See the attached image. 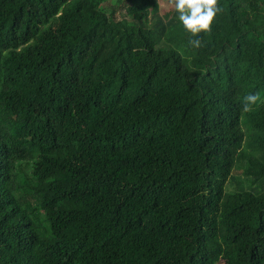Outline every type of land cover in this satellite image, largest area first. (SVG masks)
Segmentation results:
<instances>
[{
	"label": "trees",
	"instance_id": "trees-1",
	"mask_svg": "<svg viewBox=\"0 0 264 264\" xmlns=\"http://www.w3.org/2000/svg\"><path fill=\"white\" fill-rule=\"evenodd\" d=\"M217 6L0 0V264H264V0Z\"/></svg>",
	"mask_w": 264,
	"mask_h": 264
},
{
	"label": "clouds",
	"instance_id": "clouds-1",
	"mask_svg": "<svg viewBox=\"0 0 264 264\" xmlns=\"http://www.w3.org/2000/svg\"><path fill=\"white\" fill-rule=\"evenodd\" d=\"M174 6L178 13V20L183 27L192 34L209 30L214 17L220 11L217 0H174ZM194 47L200 46V39L197 37L190 41ZM257 97L248 94L244 97V110L247 111Z\"/></svg>",
	"mask_w": 264,
	"mask_h": 264
},
{
	"label": "rangeland",
	"instance_id": "rangeland-1",
	"mask_svg": "<svg viewBox=\"0 0 264 264\" xmlns=\"http://www.w3.org/2000/svg\"><path fill=\"white\" fill-rule=\"evenodd\" d=\"M158 1L160 5V13L162 14L164 18H168L172 14L175 8L174 0H158ZM123 13L124 11L122 10L119 12V15H123ZM238 177L242 178V176L237 173L236 178L238 179Z\"/></svg>",
	"mask_w": 264,
	"mask_h": 264
}]
</instances>
